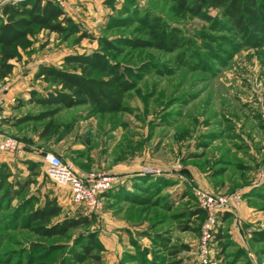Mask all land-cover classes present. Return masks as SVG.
<instances>
[{"label":"rangeland","instance_id":"1","mask_svg":"<svg viewBox=\"0 0 264 264\" xmlns=\"http://www.w3.org/2000/svg\"><path fill=\"white\" fill-rule=\"evenodd\" d=\"M70 1L63 0L62 10L73 17L79 33L92 38L78 40L75 33L62 39L44 31L29 37L10 61L15 70L9 80L26 76L35 65L61 69L68 55L104 52L99 38L122 41L135 37L133 19L138 13L158 16L176 28L183 46L175 52L132 51L121 46L125 52L118 58L106 52L135 74L129 78L134 86L118 112H96L89 105L62 109L54 118L56 130L44 140L39 139V133L45 121L28 120L13 131L1 130L21 138L27 150L35 152L31 159L38 165V175L30 178L26 194L36 197L38 203L26 206L23 216L46 198L56 199L61 206L54 221L76 212L66 187L57 186L46 174L44 157L51 153L77 172L111 173L117 178L115 186L125 185L124 189L133 194L104 199L102 210L93 216L89 230L99 239L110 226L111 238L123 250L116 259H105L103 252L101 264H142L131 241L161 251L151 244L152 235L170 239V245L188 247L166 264H198L196 246L204 219L196 217L190 224L185 212L198 208L195 191L228 200L236 216L229 221L221 217L217 227H222L227 241L231 229L239 242L238 234L243 240L242 246L230 242L219 252L221 248L213 238L211 264H226L228 259L231 264H264V198L260 197H264V44L245 45L200 18L178 17L166 0ZM210 14L221 20L215 12ZM9 80L0 81V86ZM51 89L39 80L37 97ZM27 110L34 116L45 111L36 103ZM15 156L0 154V165L10 173L9 196L29 175ZM11 160L14 163L8 166ZM132 180L149 189L140 191L132 186ZM163 181L173 182L163 187ZM157 186L160 188L155 190ZM250 189L261 195H248ZM144 199L147 201L135 203ZM168 200L170 210L161 205ZM9 201L0 212V264H61L62 260L69 261L70 249L80 250L74 240L86 229L72 231L62 239L40 238L32 229L34 224L24 225V218L13 222L12 210L21 201ZM110 222L127 225L131 231L114 229ZM183 224L190 230H181Z\"/></svg>","mask_w":264,"mask_h":264},{"label":"trees","instance_id":"2","mask_svg":"<svg viewBox=\"0 0 264 264\" xmlns=\"http://www.w3.org/2000/svg\"><path fill=\"white\" fill-rule=\"evenodd\" d=\"M166 1L170 3L171 12L178 17L200 18L216 29L230 33L233 39H241L245 45L264 44V0ZM211 11L218 14L221 20L219 21L215 16H212ZM133 20L137 28L134 32L135 37L122 41L97 39L98 45L102 47L105 53L96 51L89 55L65 56L61 69L44 64L37 67L34 74L35 79L42 80L52 89L47 91L45 96H38L33 99L34 103L45 111L37 116L26 117L22 121L46 122L39 133V139H47L53 134L56 130L54 118L62 109L85 105H89L92 110L102 113L118 112L122 109L125 95L134 86L129 78L135 77V74L128 67L113 61L106 52L112 58H118L123 56L125 52L124 47L121 46L128 47L132 51L154 49L160 52H175L182 48L183 39L179 36L177 29L169 27L160 17L149 13H138ZM43 31L56 34L62 39H68L75 33L78 34V40L92 38L86 33H79L77 25L65 15L62 8L56 3L26 0L14 4L4 2L0 5V81L12 72L13 66L10 61L15 60L18 48L24 46L29 37ZM230 45L233 46L231 43ZM24 165L29 171L28 179L23 183H17L19 186L12 192V196H9L8 191L10 173L4 170L3 165H0V212L4 204L10 202L9 200H20L21 204L12 210L13 222L17 224L19 220L24 218L26 222L24 225L34 224L33 231H36L37 236L43 239H62L66 238L72 231L86 229L84 235H79L74 240V245H79L80 250L70 249L68 251L69 261L62 260L61 264H101L104 247L99 242L97 233L89 230L94 222L92 215L83 216L77 213L75 216L54 221L61 213V206L56 199L46 198L41 206L34 207L26 216H23L26 206L38 203L36 197L26 194L32 183L30 178L38 175V165L30 161L24 162ZM145 180L148 181V179ZM161 180L163 179L161 178ZM172 182L164 183L163 181L162 186H168ZM132 186L140 191L149 189L137 185L134 181ZM159 188L160 186H157L155 190ZM262 189L264 190V184ZM128 195L132 196L133 194L128 193L123 186L116 185L104 194V198H128ZM250 195L260 196L261 194L251 193ZM142 201L145 202L147 199L135 203ZM149 205L153 206L150 202ZM161 205L167 210L171 209L169 200L163 201ZM185 212L190 224L194 222L192 220L196 217L204 219V212L199 208ZM228 216L225 213L222 219L225 220ZM181 230L189 231L190 229L187 224H183ZM142 235L146 237L145 233ZM149 238L151 244L161 251L140 246L134 240L131 241V246L138 248L137 253L142 264H166L180 252L188 251V247L185 245H170V239L157 235H152ZM213 238L218 247L221 248L219 252H223V249L225 250L230 246V241L225 239L222 227H218ZM253 238L255 240L260 239L256 236ZM173 264H179V261H174ZM226 264H231V261L226 260Z\"/></svg>","mask_w":264,"mask_h":264},{"label":"built area","instance_id":"3","mask_svg":"<svg viewBox=\"0 0 264 264\" xmlns=\"http://www.w3.org/2000/svg\"><path fill=\"white\" fill-rule=\"evenodd\" d=\"M26 0H3V2L18 3ZM56 3L60 7L63 0H41ZM9 91V85L0 86V108L3 96ZM22 149L19 141L0 129V154L17 155ZM46 174L57 186H65L71 204L79 209L83 216H94L103 208L104 194L115 186L117 178L111 173L77 172L69 164L62 162L59 156L47 153L44 157ZM264 178V169L261 175ZM198 208L204 212V222L201 224L199 241L196 246L198 264H211L210 242L218 229L220 218L231 210L229 202L223 197H213L201 191H195ZM238 198H236L237 200Z\"/></svg>","mask_w":264,"mask_h":264},{"label":"crops","instance_id":"4","mask_svg":"<svg viewBox=\"0 0 264 264\" xmlns=\"http://www.w3.org/2000/svg\"><path fill=\"white\" fill-rule=\"evenodd\" d=\"M76 1L77 0H72L70 2L74 3ZM70 17L73 18L72 16H70ZM36 67L37 66L35 65V67L32 68L33 71L27 73L26 76L19 75V76L13 77V78L10 77V80H9V78H7L9 76L8 75L5 78V80H9L10 82H8V84H7V85H9V91L3 96V103H2V106L0 108V129L1 130L8 131V132L13 131L17 126H20V125L24 124L25 122H27V121H22V120L24 118H26L28 115H32V116L35 115V114H29V112H26V111H28L27 109L30 108V106L34 105L33 99L37 98V82L40 79H34L35 78L34 74L37 70ZM14 70H15V68L12 69V71H14ZM44 84H46V83H44ZM47 91H49V90H47ZM47 91L44 94H41V96H45ZM17 140L20 143L22 153L17 154L15 157L18 158L19 161H22V164H23L22 166H24V167H26L24 165V162H26V161H28V162L30 161V162L34 163V161L31 158L35 155V152L30 153V151L27 150V144L24 140H22L21 138H19ZM37 156H38V153H37ZM13 163H14L13 160L7 161L8 166H11ZM129 178H131V177H129ZM134 180H132V182ZM121 182L122 181H120V183ZM259 184L260 183H258L256 185H252V186H257ZM251 192L252 191L250 189L247 192V194L250 195ZM240 195H242V193ZM104 199H106V198H104ZM232 206L234 207V204H232ZM75 209H76V212L72 211V214L70 215L71 217L75 216L77 213H80L78 208L75 207ZM234 209H235V207H234ZM226 214L229 215L226 221H229L230 219L234 220V218L236 216V214L234 213L233 210H230ZM110 224H113V223L110 222ZM234 225H235V223L230 228H232ZM106 227L108 228V230L112 229L110 226H106ZM113 228L114 229L120 228V229H122V231H127V230L131 231V229H129V227H127V225H114L113 224ZM108 230L105 228V231L103 232L104 236L99 235V240L104 247V256H105L104 258L105 259H110V257H112L113 259L120 258V255H121L123 250L118 247L117 240H114L111 238L114 235L112 233H110V231H108ZM235 231H237V230L235 229ZM228 234L231 235L229 237L230 242L234 243L236 246L237 245L242 246L240 242L243 243V240H242V237L240 234H238L240 242L238 241L237 238H235L234 230L231 229V231H229Z\"/></svg>","mask_w":264,"mask_h":264}]
</instances>
